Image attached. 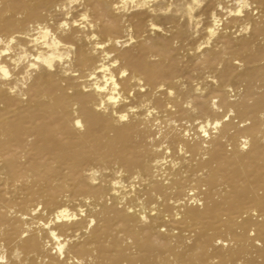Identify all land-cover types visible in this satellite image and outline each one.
<instances>
[{
  "label": "bare ground",
  "instance_id": "bare-ground-1",
  "mask_svg": "<svg viewBox=\"0 0 264 264\" xmlns=\"http://www.w3.org/2000/svg\"><path fill=\"white\" fill-rule=\"evenodd\" d=\"M123 262L264 264V0H0V264Z\"/></svg>",
  "mask_w": 264,
  "mask_h": 264
},
{
  "label": "rangeland",
  "instance_id": "rangeland-1",
  "mask_svg": "<svg viewBox=\"0 0 264 264\" xmlns=\"http://www.w3.org/2000/svg\"><path fill=\"white\" fill-rule=\"evenodd\" d=\"M192 132H193V131L191 130V131H190V134H191ZM146 207H148V204L146 205ZM163 228L165 229V227H163ZM163 228H161V229L163 230ZM174 232H176V230H175ZM121 245H122V247H123L124 249H126L127 246L129 247V245H131V244H130V240H129V241H126V242H122ZM131 251H132V250H131ZM126 252H129V250H126ZM122 264H124V262H123ZM125 264H126V263H125Z\"/></svg>",
  "mask_w": 264,
  "mask_h": 264
},
{
  "label": "snow or ice",
  "instance_id": "snow-or-ice-1",
  "mask_svg": "<svg viewBox=\"0 0 264 264\" xmlns=\"http://www.w3.org/2000/svg\"><path fill=\"white\" fill-rule=\"evenodd\" d=\"M7 75V73H5Z\"/></svg>",
  "mask_w": 264,
  "mask_h": 264
}]
</instances>
